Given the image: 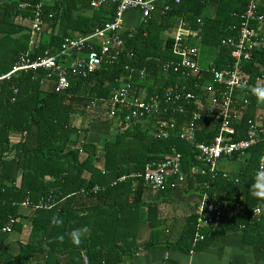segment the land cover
<instances>
[{
    "label": "trees",
    "instance_id": "1",
    "mask_svg": "<svg viewBox=\"0 0 264 264\" xmlns=\"http://www.w3.org/2000/svg\"><path fill=\"white\" fill-rule=\"evenodd\" d=\"M46 1L0 0V77L10 74L8 79L0 80V171L4 172L13 162L17 175L4 183L0 191V230L9 218L17 219V210L23 203L40 205L26 244L19 245L14 254L8 252L9 246L0 256V264H30V252L35 250L44 253V264H51V260L57 264H118L122 256L137 250L136 239L127 236L136 226L140 231L143 216L152 218L146 223L154 231L156 226L170 221H162L159 206L178 202V198L187 199V194L199 201L204 192L227 201L230 211L219 224L204 230L203 240L194 247L192 214L187 220L184 241L176 243V247H209L222 235L243 233L254 247L257 264L264 263V177L258 173L264 145L248 149L241 158L225 159L224 163L236 165L235 170L227 173L231 180L219 176L211 181L208 175H192L193 147L179 139L181 128L193 121L196 141L209 144L218 134L221 118L193 120L191 114L180 108L192 113L197 109L205 112L204 107L183 100L164 103L165 91L172 87L184 88L204 102L206 96L201 88L211 80V70H223L230 65L228 49L221 42L230 36L228 27L237 24V15L246 10L247 1L157 2L149 21L140 20L135 30L121 33L124 49L115 61L103 63L84 78L72 75L71 68L66 69L68 86L62 91H57L55 72L44 79L43 70L11 71L22 58L33 60L45 52L56 55L65 39L87 36L112 22L116 4L107 2L92 8L89 0ZM39 4L44 28L33 35L32 19ZM166 6L168 10L164 11ZM181 23L198 35L188 37L198 54L195 60L200 73L195 77L185 69H164L166 63L180 61L172 49ZM202 55L211 57L205 67L199 65ZM73 62L69 61L67 68ZM243 76L250 85L264 77V51L252 53L243 65ZM126 87L135 95L143 89L145 98L157 96L161 107L134 126H126L124 117L110 118L105 103L113 91ZM232 106L236 110V119L231 121L233 138L244 140L249 124L264 118V98L251 91L248 95L236 92ZM162 111L165 113L157 114ZM77 115L89 119L93 116L95 121L113 120L110 132L115 136L102 143L88 139V128L71 123ZM158 121L174 127L166 139L154 136ZM13 135H20L17 143L12 142ZM172 149L181 154L180 171L185 180L174 188L171 181L159 189L147 187L146 165L163 163ZM237 203L241 214L233 215L231 211L237 209ZM256 207L261 214L253 217ZM36 220L45 224L40 227L39 221L35 226ZM16 227L15 222L12 231ZM75 229L84 231L79 243L71 236Z\"/></svg>",
    "mask_w": 264,
    "mask_h": 264
},
{
    "label": "built area",
    "instance_id": "2",
    "mask_svg": "<svg viewBox=\"0 0 264 264\" xmlns=\"http://www.w3.org/2000/svg\"><path fill=\"white\" fill-rule=\"evenodd\" d=\"M246 1L248 3L246 10L241 15H237V24L228 27L230 36L221 42L228 49L227 57L230 59V65L223 70H211V80L208 83L205 82L201 88L203 96H206L204 102L193 93L185 91L184 88L172 87L167 89L164 94L165 104H176V102L183 100L187 103L191 102L199 108L204 107L205 112L202 111L204 109H197L192 113L180 108L185 114H191L193 120L221 118L218 134L209 144L196 141L193 121L182 127L179 133V139L193 147L191 149L194 163L191 166V174L208 175L211 181L219 176L231 180L227 173L220 174L219 172L218 166L222 160L232 157L241 158L248 149L259 144L264 145V118L259 123L251 122L246 131V138L240 141L234 140L235 131L231 125V121L236 119V110L232 106L235 93L243 92L248 95L250 91L253 92V89L264 85V77L257 78L253 85H250L243 76V65L249 61L252 53L256 50L264 51V11L261 9V2L260 0ZM107 2L116 4L115 16L112 22L94 30L87 36L65 39L60 52L56 55H49L45 52L42 56H37L33 60L22 58L11 73L43 70L45 72L44 79H46L55 72L58 74L57 91H62L68 86V72H66V69L71 68L72 75L75 74L84 78L88 73L98 70L103 63L111 64L117 59L119 53L124 49L121 31L124 16L128 11H138L140 19L146 23L150 20L156 3H163L164 0H89L92 8H97ZM40 7V4L35 7L32 19L33 35L42 32L44 28L39 11ZM167 10L168 7L166 6L164 11ZM184 26L185 24H180L181 28L175 36L176 45L172 49L173 55L180 61L166 63L164 69H171L173 72L185 69L188 71L187 74L195 77L200 73V68L195 60L198 54L196 48H193L189 43L188 37L196 38L198 35L197 32L185 29ZM77 55H82V57H76ZM72 56L76 59L73 65L67 68ZM205 72H208V69ZM9 77L10 74L2 75L0 80ZM44 79L41 83L44 82ZM105 106L110 118L124 117L122 120L126 126H134L137 121L150 116L152 112L161 107L160 99L157 96L145 98L143 89H139L137 95H135L128 87L113 91L109 102L107 105L105 103ZM164 111L157 114H164ZM173 128L169 122L158 121L154 136L157 139H166L169 130ZM181 158V154L172 149L167 160L163 163L159 165H155L153 162L148 163L144 173L146 186L159 189L171 181L170 186L174 188L176 184L182 183L185 176L180 171ZM258 164V173L261 177H264V148ZM233 181L237 182V179ZM204 187L207 188L208 183ZM227 203V201H220L215 194L211 195L204 192L194 209L195 233L191 243L193 247L203 240L202 232L204 230L219 224L224 212L229 210ZM22 206H30V204L25 202ZM39 206L34 207L39 208ZM236 206L237 209L233 210V214H241L238 209L240 205L237 203ZM260 214L259 207L252 210L253 217H258ZM15 222L14 218H9V222L0 231L7 235L10 234Z\"/></svg>",
    "mask_w": 264,
    "mask_h": 264
},
{
    "label": "crops",
    "instance_id": "3",
    "mask_svg": "<svg viewBox=\"0 0 264 264\" xmlns=\"http://www.w3.org/2000/svg\"><path fill=\"white\" fill-rule=\"evenodd\" d=\"M50 0H47L48 2ZM261 2V9L264 11V2ZM85 14L87 12H84ZM89 15V14H88ZM140 13L138 11H128L123 19V29L121 33L135 30L140 23ZM78 56V55H77ZM74 61V57L70 60V63ZM98 112V111H96ZM94 117H90L89 121L94 122ZM97 121V120H96ZM80 123V121H79ZM12 142L17 143L20 139V135H13ZM212 142V141H211ZM210 142V143H211ZM225 160H222L218 166L219 171L223 173H231V171L221 168V164ZM230 163V162H228ZM16 167L13 162L9 164L4 172L0 171V191L4 183H8L14 179L16 175ZM19 176V175H18ZM237 183V182H234ZM194 190V189H193ZM192 190V191H193ZM146 194L147 190H146ZM188 198H178L177 201H173L169 204L159 206L160 215L162 221L169 218L168 223H161L156 226L154 231H151L150 224L146 223L147 219L152 220L150 216H143V225L139 231L136 226L135 230L128 235V238L136 239L137 250L132 253H128L122 256V261L118 264H257L255 251L253 245L247 240L243 233H229L220 236L215 245L204 248H185L176 247V243L184 241L182 239L185 233L186 224H188L189 216L194 215V209L198 203L195 197L191 199L190 194ZM176 199V198H175ZM229 206V203H227ZM36 207L34 206H20L17 210L18 217L15 219L16 228L8 235L0 233V256L3 251L10 248L8 251L10 254L17 253L19 245L24 246L30 237L32 224L35 218ZM230 211V209L228 210ZM222 215L224 217L225 213ZM233 213V211H231ZM143 214V212H142ZM234 215V214H233ZM120 216V215H119ZM138 217H140L138 215ZM221 218V219H222ZM141 219V218H140ZM154 219V218H153ZM220 219V222H221ZM40 221V222H39ZM43 226L45 223L41 220H36L35 226ZM93 223V222H92ZM159 224V223H158ZM41 232V230H40ZM131 239V240H132ZM152 246L150 244H154ZM39 250H35L31 253L30 264H44V253H38ZM48 254H46L47 256ZM61 262H64V258H59ZM51 264H57L54 260H51ZM264 264V263H259Z\"/></svg>",
    "mask_w": 264,
    "mask_h": 264
},
{
    "label": "rangeland",
    "instance_id": "4",
    "mask_svg": "<svg viewBox=\"0 0 264 264\" xmlns=\"http://www.w3.org/2000/svg\"><path fill=\"white\" fill-rule=\"evenodd\" d=\"M211 57L209 56H203L199 59V65L200 67H205L208 63V61H210ZM78 120V121H77ZM80 121V123H79ZM72 124L74 123L75 126H78L80 128H88L87 130V137L88 139L92 140V141H99V143H102L105 138H110L112 139V137H114V133L111 132L113 127V120H100V121H89L88 116L85 117L82 115H77L75 116V118L73 119V122H71ZM81 137L79 138V141L82 142L83 141V134L80 135ZM221 168L228 170V171H232L235 170L236 165L234 163H223L221 164Z\"/></svg>",
    "mask_w": 264,
    "mask_h": 264
},
{
    "label": "clouds",
    "instance_id": "5",
    "mask_svg": "<svg viewBox=\"0 0 264 264\" xmlns=\"http://www.w3.org/2000/svg\"><path fill=\"white\" fill-rule=\"evenodd\" d=\"M254 94H256L258 97L260 98H264V87H258L253 89ZM84 234V231L81 229H75L73 230V232L71 233V236L74 238L76 243L80 242V239L82 237V235Z\"/></svg>",
    "mask_w": 264,
    "mask_h": 264
}]
</instances>
